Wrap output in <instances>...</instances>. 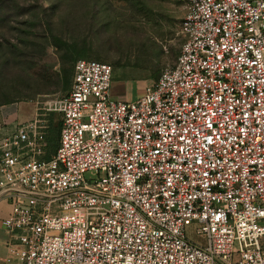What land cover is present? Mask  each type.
<instances>
[{"label":"built area","instance_id":"built-area-1","mask_svg":"<svg viewBox=\"0 0 264 264\" xmlns=\"http://www.w3.org/2000/svg\"><path fill=\"white\" fill-rule=\"evenodd\" d=\"M180 1L181 52L140 97L79 59L43 103L55 153L41 113L0 133V264H264V0Z\"/></svg>","mask_w":264,"mask_h":264},{"label":"rangeland","instance_id":"rangeland-1","mask_svg":"<svg viewBox=\"0 0 264 264\" xmlns=\"http://www.w3.org/2000/svg\"><path fill=\"white\" fill-rule=\"evenodd\" d=\"M19 1L20 13L38 19L32 27H0L8 54V58L0 55V117L2 107L8 104H18L21 120L41 113L50 138L61 114L45 110L43 103L60 100L69 92L77 60L110 62L114 66L111 97L128 102L155 83L163 67L176 62L184 43L180 0ZM11 3L0 0V14H10ZM55 35L81 41L73 48V61L54 44ZM197 226H189L187 236L205 245L206 238L196 233Z\"/></svg>","mask_w":264,"mask_h":264},{"label":"trees","instance_id":"trees-1","mask_svg":"<svg viewBox=\"0 0 264 264\" xmlns=\"http://www.w3.org/2000/svg\"><path fill=\"white\" fill-rule=\"evenodd\" d=\"M10 2H12L11 5L7 4V5H9V9L11 11L10 14H4V13L0 14V27H2L3 25L12 26V25H17V24H25V25H29V26L32 27V25H36L37 24L38 16H36V15H31L30 16L29 14H26L27 12H21L23 14H21L19 12L20 9L22 8L21 7L22 4L20 3L19 0H10ZM1 3L5 4L6 1H2ZM20 15H22V16H20ZM42 19H44V18L43 17L40 18V22H41ZM14 30H16V29H12L10 31H14ZM22 31H23V33L28 32V31H25V30H22ZM0 34H1V37H0V55H3L5 57L8 54L5 51L6 47L3 44L4 39H3L2 35L4 34V32L1 29H0ZM53 39H54V44L59 49H64L66 51V55L69 56L68 58L73 61L74 58H75V55H74V52H73V48L75 47V45L80 44L81 41L76 39V38L73 39V40H70V39L67 40V39H64L61 36H57V35L53 36ZM14 49H17V48H14ZM4 51H5V54L3 53ZM12 53H14V52H12ZM14 54H17V53H14ZM7 58H8V56H7ZM0 59H2V58H0ZM72 83H73V80L71 82V86H72ZM2 104H7V102H3ZM61 124H62V122L60 121L59 124L53 130L52 137L51 138L48 137L49 143H50L51 153H55L56 149L59 146V137H60Z\"/></svg>","mask_w":264,"mask_h":264},{"label":"crops","instance_id":"crops-1","mask_svg":"<svg viewBox=\"0 0 264 264\" xmlns=\"http://www.w3.org/2000/svg\"><path fill=\"white\" fill-rule=\"evenodd\" d=\"M18 104H8L2 107V116L0 117V133L14 129L18 122H24L30 119H20ZM4 120L11 124H2ZM13 203L5 197H0V258L7 254V244L12 239V234L5 228L3 221L13 212Z\"/></svg>","mask_w":264,"mask_h":264}]
</instances>
